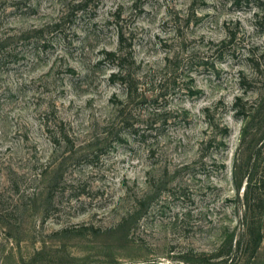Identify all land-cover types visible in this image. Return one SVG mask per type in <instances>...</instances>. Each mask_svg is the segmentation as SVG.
Wrapping results in <instances>:
<instances>
[{
    "label": "rangeland",
    "instance_id": "374dc122",
    "mask_svg": "<svg viewBox=\"0 0 264 264\" xmlns=\"http://www.w3.org/2000/svg\"><path fill=\"white\" fill-rule=\"evenodd\" d=\"M263 225L264 0H0V264H264Z\"/></svg>",
    "mask_w": 264,
    "mask_h": 264
},
{
    "label": "trees",
    "instance_id": "16d2710c",
    "mask_svg": "<svg viewBox=\"0 0 264 264\" xmlns=\"http://www.w3.org/2000/svg\"><path fill=\"white\" fill-rule=\"evenodd\" d=\"M122 42H123V38H122V36H120V39H119V50H121V47H122ZM106 57L107 58H112L113 60H116L117 61V68L119 69V71H120V76H119V78H120V80L122 81V84H124V86H126L127 87V84H126V82H124V80H125V78H127V74L125 73V71H123V67H122V65H121V58H119V57H116V54L115 53H112V52H109V53H106ZM129 90V88H126V90ZM129 94V93H128ZM129 96V95H128ZM240 115L241 114H244L245 115V113H241V111H240V113H239ZM243 116V115H242ZM226 132V131H225ZM55 142V141H54ZM118 229H120V230H122L123 229V225H119L118 226ZM260 231L262 232V234H260ZM258 230V232L257 233H254V232H251L250 233V238H251V243L252 244H254V246H256V245H258L260 242H264V225H263V227L261 228V230ZM238 247H239V244H238ZM227 259H222L221 260V263L223 264V263H226L227 261H226Z\"/></svg>",
    "mask_w": 264,
    "mask_h": 264
}]
</instances>
